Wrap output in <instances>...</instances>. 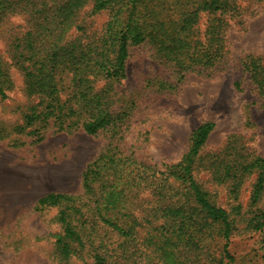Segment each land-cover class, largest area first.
<instances>
[{
	"label": "trees",
	"instance_id": "16d2710c",
	"mask_svg": "<svg viewBox=\"0 0 264 264\" xmlns=\"http://www.w3.org/2000/svg\"><path fill=\"white\" fill-rule=\"evenodd\" d=\"M245 1L264 2L0 0V39L7 42L12 64L24 75L27 93L36 98L21 130L38 124L66 132L82 129L89 135L104 130L116 133L127 121L128 111L116 112L109 85L100 88L98 83L127 78L131 47L149 44L155 58L179 75L222 71L228 54L225 34L233 24L244 23ZM89 2L94 13L114 12L99 37H88L85 28L76 22L77 13ZM13 15L25 16L29 29L6 34L3 26ZM203 19L208 24L202 23ZM75 27L82 34L66 43L67 34ZM8 66L0 56L2 98L7 97ZM244 70L264 103V59L248 57ZM215 126L214 122H206L193 132L189 152L169 175L183 188L175 189L170 181H163L159 195L163 225L149 222L145 237L139 235L141 223L131 214L129 204L135 200V186L145 180L147 169L133 158L120 165L114 156L104 154L87 166L82 180L85 195L91 199L92 214L82 227L75 226L71 219L81 212L73 196L51 193L39 199L38 206H63L66 202L58 214L63 229L56 242L59 257L67 261L80 256L88 245L94 247V231L97 233L100 226L104 236L96 239L93 264H144L147 259L150 264H198L209 238L216 235L222 242L219 264H233L229 247L237 231L235 221L226 209L211 202L208 191L193 175L195 159ZM227 152L211 161L213 180L220 185L232 183L237 192L250 175L257 173L251 197L255 211L246 228L263 232L264 208L259 205L264 199V157L249 153L237 141H230ZM109 171L113 173L111 180ZM122 173L130 175L123 183ZM180 194L191 199L192 205L172 200Z\"/></svg>",
	"mask_w": 264,
	"mask_h": 264
},
{
	"label": "rangeland",
	"instance_id": "374dc122",
	"mask_svg": "<svg viewBox=\"0 0 264 264\" xmlns=\"http://www.w3.org/2000/svg\"><path fill=\"white\" fill-rule=\"evenodd\" d=\"M243 5L247 7L244 23L233 24L225 34L228 54L222 71L179 75L155 58L149 44L131 47L127 78L98 83L100 88L109 85L116 112L128 111L127 121L116 133L104 130L89 135L82 129L66 132L38 124L22 131L36 98L27 93L25 77L12 64L7 42L0 39V56L9 65L7 97H0V264H93L96 239L104 236L103 229L99 226L97 233L94 231V247L88 245L80 256L63 261L56 242L63 233L58 214L66 202L63 206H38V201L51 193L73 196L81 212L73 214L72 222L85 225L92 204L85 195L82 176L87 166L104 154L114 156L120 165L133 158L147 169L145 180L135 186V200L129 204L131 214L141 223L139 235L145 237L149 222L163 225L159 197L163 181H170L175 189L183 188L169 175L189 152L193 132L206 122L216 126L195 159L193 175L208 191L211 202L226 209L235 221L237 231L229 247L233 264H264V231L246 228L255 211L251 197L257 173L236 192L232 183H216L211 169L217 155L228 153L230 141L264 157V103L244 70L248 57L264 59V2L245 1ZM113 15L111 9L94 13L89 2L77 13L76 22L88 37H99ZM201 22L208 24L207 19ZM3 27L6 34L23 33L29 24L25 16L13 15ZM81 34L75 27L65 42ZM108 173L113 179L112 171ZM121 175L122 183L130 177ZM172 200L192 205L183 194ZM259 206L264 208V199ZM221 246L217 235L209 238L198 264H219ZM146 263L150 264L148 259Z\"/></svg>",
	"mask_w": 264,
	"mask_h": 264
}]
</instances>
